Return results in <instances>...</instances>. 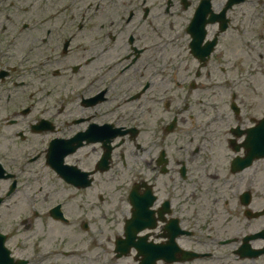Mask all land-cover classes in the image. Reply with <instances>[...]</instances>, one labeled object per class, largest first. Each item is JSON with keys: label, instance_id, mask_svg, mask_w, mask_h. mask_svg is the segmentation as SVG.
I'll return each mask as SVG.
<instances>
[{"label": "flooded vegetation", "instance_id": "af4514ba", "mask_svg": "<svg viewBox=\"0 0 264 264\" xmlns=\"http://www.w3.org/2000/svg\"><path fill=\"white\" fill-rule=\"evenodd\" d=\"M262 119L264 0H0V264H264Z\"/></svg>", "mask_w": 264, "mask_h": 264}, {"label": "rangeland", "instance_id": "374dc122", "mask_svg": "<svg viewBox=\"0 0 264 264\" xmlns=\"http://www.w3.org/2000/svg\"><path fill=\"white\" fill-rule=\"evenodd\" d=\"M101 192V191H99ZM97 191H91V192H81V197L76 199L75 197L71 199V210L75 211V208L79 205L82 211H85V213H88L89 215L96 214V216H93V225L97 228L99 233H102L104 238H107L108 236H112L113 234H121L123 232L124 227V220L123 216L126 215L129 205L125 201L119 202V200L123 199V196L125 195V190H112L108 191V195L104 191V193H99V196L101 194H104V197L106 200L104 202L97 201V213L91 212L94 208V204L89 202L91 199V194H96ZM63 195L56 194L54 199L60 198ZM69 196V195H68ZM96 211V209H95ZM124 211V212H123ZM15 215V214H14ZM54 227V230H59V225H55L53 222L50 223ZM66 234H68L67 229ZM70 231H73V228L69 229ZM100 257L98 264H107L111 262V254H107L102 249H99ZM133 258H127L120 262H132Z\"/></svg>", "mask_w": 264, "mask_h": 264}, {"label": "water", "instance_id": "95a60500", "mask_svg": "<svg viewBox=\"0 0 264 264\" xmlns=\"http://www.w3.org/2000/svg\"><path fill=\"white\" fill-rule=\"evenodd\" d=\"M136 214L137 215H136L135 219L132 220L133 222L135 221V224H137L139 222L138 212ZM129 234H132V236H133V234H136V233L135 232H129Z\"/></svg>", "mask_w": 264, "mask_h": 264}]
</instances>
